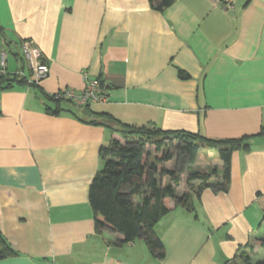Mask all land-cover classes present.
Segmentation results:
<instances>
[{
  "label": "crops",
  "instance_id": "obj_1",
  "mask_svg": "<svg viewBox=\"0 0 264 264\" xmlns=\"http://www.w3.org/2000/svg\"><path fill=\"white\" fill-rule=\"evenodd\" d=\"M0 25L9 73L30 76L22 41L50 66L37 87L0 93V230L17 253L0 264L264 263V136L233 153L226 192L204 189L193 211L169 202L155 228L164 258L98 231L89 200L101 148L121 139L92 123L101 115L214 139L260 133L264 0H179L164 13L149 0H0ZM89 79L108 87L105 102L48 111L47 96Z\"/></svg>",
  "mask_w": 264,
  "mask_h": 264
},
{
  "label": "trees",
  "instance_id": "obj_2",
  "mask_svg": "<svg viewBox=\"0 0 264 264\" xmlns=\"http://www.w3.org/2000/svg\"><path fill=\"white\" fill-rule=\"evenodd\" d=\"M178 1L149 0V3L152 9L164 13ZM3 33L4 30L0 25V36ZM15 56L18 59L22 57L19 52H16ZM179 76L182 79L189 78V75L182 70L179 71ZM28 77L18 73H0V93L12 89L15 85L37 87L38 85L29 84ZM101 83L104 84L102 81ZM47 98L56 102L57 105L55 110L51 107L47 108L52 114L63 112L64 108L61 107L63 102L78 106L68 99L58 98L57 94ZM86 105L88 107L89 104ZM101 117L106 123L95 121L92 123L108 124L112 128V134L119 135L121 139L115 138L109 146L101 148L100 156L104 167L90 185L89 200L97 230L107 229L122 235L121 243L134 244L142 240L151 253L160 259L165 256V248L155 228L170 212L169 202L172 200L177 205L193 211L195 205L190 200L191 192L197 198L204 189L226 192L231 179L233 153L240 150L249 151L250 140L264 136V127L255 136L214 139L199 133L164 130L154 124L136 127L116 121L111 116L101 115ZM175 144L181 159L183 156L187 157L186 170L182 165L178 168V172L162 166L174 159L170 149ZM149 146L154 147V153L149 151ZM206 148L218 151L223 162L221 171L218 168L211 172L194 169L199 152ZM180 162L183 163V159ZM186 171L188 172L186 178L188 192L179 195L177 187ZM163 175L171 178L164 185L160 182V176ZM15 255L17 253L0 230V258ZM249 260V255L244 258L245 263H249Z\"/></svg>",
  "mask_w": 264,
  "mask_h": 264
},
{
  "label": "built area",
  "instance_id": "obj_3",
  "mask_svg": "<svg viewBox=\"0 0 264 264\" xmlns=\"http://www.w3.org/2000/svg\"><path fill=\"white\" fill-rule=\"evenodd\" d=\"M228 6L231 5L232 0H222ZM21 59L27 62L30 70V76L28 77L29 84L39 85L41 81L46 79L50 73V66L43 62L41 51L34 46L30 41H23L21 44ZM8 51L0 49V73H7L8 69ZM19 59V61H21ZM18 74L25 76L22 70L17 72ZM86 89L77 94L73 89H66L61 93H57L58 98H65L78 106H83L91 103L105 102L107 99L108 87L102 84L99 79L87 80Z\"/></svg>",
  "mask_w": 264,
  "mask_h": 264
},
{
  "label": "rangeland",
  "instance_id": "obj_4",
  "mask_svg": "<svg viewBox=\"0 0 264 264\" xmlns=\"http://www.w3.org/2000/svg\"><path fill=\"white\" fill-rule=\"evenodd\" d=\"M11 59L12 58L9 57V62L11 61ZM148 149H149V151L154 153V147L153 146H149ZM170 150L174 154V159L169 161V162H167V163H164L162 166H164L168 170H172V171L174 170V171L178 172V168L182 165L185 168V170H186L187 157L183 156L182 157L183 163L180 162L182 159H181V156L179 155V153L177 152V144H175ZM214 153H215L216 156L214 155ZM217 157H219L218 151L211 150V149H208V148L202 149L199 152V155H198V158L196 160L194 169H196L198 171L211 172V171L215 170L216 168H218L219 171H221L222 167H223V164H221V166L219 167V164L214 163V161H217V160L219 161L220 157L219 158H217ZM220 161L222 162L221 159H220ZM187 171H188V169H187ZM187 171L185 173H183V175H182V181H181L182 189L187 186L185 184L186 183V178H187V175H188ZM169 180H171V178H169V177H167L165 175L160 176V182H161L162 185L166 184ZM182 189L178 190L179 193H181ZM196 198L197 197L195 196V194L191 192L190 193V200L195 202Z\"/></svg>",
  "mask_w": 264,
  "mask_h": 264
},
{
  "label": "water",
  "instance_id": "obj_5",
  "mask_svg": "<svg viewBox=\"0 0 264 264\" xmlns=\"http://www.w3.org/2000/svg\"><path fill=\"white\" fill-rule=\"evenodd\" d=\"M230 264H236L235 262H231Z\"/></svg>",
  "mask_w": 264,
  "mask_h": 264
}]
</instances>
